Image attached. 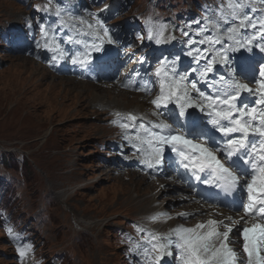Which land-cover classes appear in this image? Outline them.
Masks as SVG:
<instances>
[{
  "label": "rangeland",
  "instance_id": "1",
  "mask_svg": "<svg viewBox=\"0 0 264 264\" xmlns=\"http://www.w3.org/2000/svg\"><path fill=\"white\" fill-rule=\"evenodd\" d=\"M228 2L116 0V12L125 39L143 37L133 43L136 50L141 48L142 41L149 42L150 32L155 38L165 28L163 42L169 43L156 45L170 54L159 61L156 70L171 67L175 61L177 72L183 65V71L196 66L201 69L207 60L218 59L221 44L200 43L206 36L219 38L223 47L231 44L227 28L236 26L237 20L230 15ZM77 3L0 0V31L9 25H20L28 36L41 43L45 39L70 37L75 26L70 25V20L75 17L73 9ZM243 3L254 9L249 12L254 22L264 20V0ZM259 33L257 23L251 32L238 28L235 39H251L250 45L254 46L264 42V35ZM197 49L201 50L198 58ZM223 54L226 55L225 51ZM71 81L80 82L81 88L71 86ZM82 82L107 83L60 77L30 58L3 54L0 47V264H162L158 251L146 255L149 245L135 244V236L142 234L132 222L142 215V225H151L159 236L167 237L176 235L175 229L191 228L197 220L201 221L185 224L176 217L172 218V225H166L168 217L157 211L170 205L172 199L167 197L173 196L157 194L152 208L148 201L152 189L146 179L137 172L118 175L108 170L109 162L119 159L118 154L131 155L129 150L136 151L133 161L141 156L133 145L125 146L127 143L121 144L119 140L118 147L113 143L104 146V140L116 132L108 127L112 117L102 113L107 106L100 101L104 105L113 102L131 111L135 105L149 107L148 98L124 95L101 85L89 84L82 89ZM115 84L112 80V86ZM206 108L208 113L207 104ZM163 113L167 115L168 109ZM159 117L164 120L162 115ZM210 119L209 116L202 121L208 124ZM127 147L129 150L122 152ZM127 158L122 156L124 168L136 167L138 171L136 164L126 162ZM169 173L173 175L172 170ZM161 186L156 181L152 187L158 190ZM169 210L177 214L182 208L170 205L163 214ZM154 216L157 219L153 220ZM148 239L144 237L142 243ZM19 248L25 249L23 256ZM155 256H160L158 261Z\"/></svg>",
  "mask_w": 264,
  "mask_h": 264
},
{
  "label": "snow or ice",
  "instance_id": "2",
  "mask_svg": "<svg viewBox=\"0 0 264 264\" xmlns=\"http://www.w3.org/2000/svg\"><path fill=\"white\" fill-rule=\"evenodd\" d=\"M227 8L230 9V15L237 20L234 27H228L229 39L234 41V45L247 48L252 43L251 39L246 42L235 40L238 28L252 27L255 29L257 23L260 25V35H264V20L254 22L249 12L254 9L243 3V0H229ZM89 15H95L89 13ZM227 19V18H225ZM81 23H86L81 20ZM99 28V31L96 28ZM87 28L91 31L87 35L94 37L91 45L86 41H79L85 47H90L91 52L103 51L104 37H107L108 43H114L109 28L104 25L103 20L97 18L95 26L87 24ZM43 31V25H41ZM165 28H161L155 36V43L160 44L164 40ZM153 39L150 32L147 37ZM173 39L175 37H172ZM143 39V37H138ZM98 40L99 42H95ZM70 42L72 41L70 38ZM200 43L221 44L219 38H213L211 35L206 36ZM48 47L47 39H45V48ZM236 50L232 45L225 48L228 50ZM51 50V49H49ZM57 50L61 51L57 46ZM260 51L264 52V46L260 47ZM91 52H88L83 59L77 60L80 53L72 57V63H79L82 67H87L91 63ZM197 58L201 55V50L197 49ZM192 55V53H189ZM207 59V58H205ZM207 60L204 66L199 69L200 80L205 81L206 85L216 87V94H206L197 88V81H188V73L179 74L176 72L175 61L171 67L157 69V76L163 77L159 81V95L151 101L156 109H167L169 104L174 105L177 112L169 111V115L174 123L182 124L181 118L189 121L190 127L187 134L177 132L172 124L163 120L152 123L151 127L140 124L143 129V135L136 133V140L133 142V148L139 151L144 159L141 161L147 168L155 169L162 163L164 147L167 145L172 152L180 158V163L184 169L189 170L196 180L205 184H215L221 188L225 194H230L237 187L246 190V202L242 197L239 202L233 201L232 204L236 210H242L248 219L241 217L245 226L239 230L243 242V254L245 259L240 258V254L230 246L229 234L232 228L229 224H235L238 221L232 217H227V223L224 221L208 220L206 223L197 224L194 228H178L175 229L177 239L175 241L168 240L167 245L152 243L148 241V247L145 248V254L150 255L153 252L160 251L161 256L164 255V249L171 247L173 244L179 250L181 264H264V223H250L257 216L264 219V61H258L256 64H245L239 69L241 77L248 79L256 84L258 88L252 89L247 83H242L236 76V69H231L232 75L227 79L223 76L219 78L216 84H210L208 73L213 71V61ZM221 61L228 63L226 55H221ZM198 62V61H197ZM193 72L198 71L193 69ZM127 86V85H126ZM191 89V91H190ZM147 91L148 89H143ZM196 95L193 96L192 92ZM247 92L257 98L251 105L243 100H239L241 94ZM200 100V103L196 101ZM239 100V105L237 101ZM204 104L209 109L208 115L211 117L210 123L222 134L224 143L222 146L217 145L212 138V146L207 143H198L200 132L199 123L193 113L188 109L196 108L201 112L205 111ZM117 115H119L117 113ZM153 115H163V112H156ZM129 121H136L137 117L129 114ZM120 127L129 128L128 123H121ZM132 127H137L133 124ZM235 134V135H234ZM126 139H129L126 136ZM215 148V150H213ZM217 153L223 154V160ZM236 156L237 160H232ZM243 158V162L249 165V169H240L239 160ZM224 160L231 161V166L226 165ZM234 169H239L241 175L237 174ZM204 173V178H201ZM242 175L247 176L243 184L241 182ZM166 215V214H164ZM185 216L187 214H181ZM153 220L157 217H153ZM220 227L226 230L219 231ZM11 233V230H9ZM153 240L156 238L149 233ZM18 252L21 256L25 254L24 248H19ZM169 251L167 255H171ZM160 257H156L158 260Z\"/></svg>",
  "mask_w": 264,
  "mask_h": 264
},
{
  "label": "bare ground",
  "instance_id": "3",
  "mask_svg": "<svg viewBox=\"0 0 264 264\" xmlns=\"http://www.w3.org/2000/svg\"><path fill=\"white\" fill-rule=\"evenodd\" d=\"M264 46V45H263ZM261 47V45H260ZM244 50L246 52H249L247 50V48L244 47ZM231 49L228 50L226 52V55L228 57H233L235 55H232L230 56V53H231ZM259 55L260 56H264V52H261L260 51V48H259ZM73 82V83H71ZM71 82H68V83H71V86H74V87H77L79 88L80 87V82L78 81H71ZM242 83H246L244 81H241ZM62 83V82H61ZM106 82H100V83H87V82H82V84L85 86V87H82V89H87V85L91 84V85H101V86H106L105 84ZM66 84V83H65ZM63 85V84H62ZM72 88V87H71ZM81 88V87H80ZM112 89H117L119 91H121L122 93L127 94L126 91L124 90H120L119 87H118V84H115L114 86H112ZM110 95L112 94L111 91H107ZM103 93V92H102ZM104 94V93H103ZM216 94V93H215ZM103 98V97H102ZM101 98V99H102ZM144 98V97H143ZM147 99V98H145ZM103 101V100H102ZM245 101L246 103L249 104V101L248 100H243ZM101 103V101H100ZM106 104V103H105ZM237 104L239 105V100L237 101ZM114 105H118V104H114ZM261 106H259L260 108ZM116 108V107H115ZM119 108V107H117ZM121 109V108H120ZM124 109V108H122ZM127 112H130L131 115L133 114L132 112H136L137 115H134V116H143V114H149V113H156L158 112V110L155 108V107H152L151 105L149 107H146V105L144 104H140V105H135L134 108L129 111L127 110ZM201 114V113H200ZM129 115V114H128ZM206 117L204 116L203 118H207L209 117L208 114H205ZM155 116V117H154ZM152 118L151 117H148L146 121H143L141 124H144L146 127L149 125L151 127V124L155 122V120H162L159 116H156L154 115ZM112 117V120L114 119L113 116ZM122 119L123 122H126V123H130V122H133V121H129L127 119V117H124L122 115L118 116ZM187 118V116L185 117V119ZM204 121V119H203ZM139 123H136L135 125H137V127H132V126H129V128L125 129L126 130V136L129 138H131V141H135L136 138H133L132 136H129V133H131L132 131H138L141 135H143V129H141L139 127ZM124 129L122 130V132L124 131ZM201 131V129H200ZM235 135V134H234ZM120 141V140H119ZM125 143H128V141L126 140H123ZM121 144H123L122 141H120ZM170 147L169 146H165L164 147V152H163V155L165 156V158H171V153L172 154H176L175 152H172L169 153V150ZM142 154L140 153V156ZM136 156V155H134ZM144 159L143 156H141V158H136L134 159V162L136 163L137 165V168H138V171L137 172V175H139L141 178H144L148 181V185L151 187L152 189V196L149 198V204L150 206L153 208L155 206V203L157 202L156 200V196L157 194L159 193H162V194H168L170 196H173V197H167L169 200H171V202L169 203L171 206L172 205H176L180 208H182V211L178 212L177 214H174L173 212L171 213V211L169 213L166 214V217H168L166 219V221H168L167 223L172 225L173 221H172V218H176L178 217L179 219V223L180 222H183V223H187V222H192L194 220H201L199 222L196 221V223H194V226L192 225L191 228H194L197 224H201V223H206L208 220H216V221H224L225 223H227V220L226 218L227 217H232L233 220H236L238 221L237 223L235 224H229V227L232 228V232L229 234V242H230V246L233 247L239 254H240V258L241 259H244V254H243V249L241 248V246L238 245L239 243V239L241 236H239V230H240V227L244 225L243 221H241V219L238 217H235L233 216V212L232 211H227L226 209H224L223 207H221L219 204L216 203V200L214 202H212V204H207L206 202H202L200 196H194V190L192 187H187L186 184H183V183H178V184H173V182H175V179L173 178V175L171 173H169L168 171L166 173H161L158 175V177L155 178V174H156V171H159L160 169H163L164 167H156L155 169H149L147 168L141 161ZM170 162L172 164H179L180 163V158H175V159H170ZM148 174V176H146L145 173ZM187 173L189 175V178H192L193 175L191 174V172L189 170H187ZM179 180H183L184 178L181 177V176H178ZM157 179V181H160V184L162 185L161 188H159L158 190H155L152 186L153 184L155 183L154 180ZM146 200V199H145ZM180 200V202H179ZM182 201V202H181ZM136 203V202H135ZM183 203H185L184 205H186L185 207L183 206ZM163 204V203H162ZM161 204V205H162ZM170 205H166L164 207H162L161 209H159L157 212L159 214H163V210L167 207L170 208ZM160 208V207H158ZM147 209V208H146ZM175 210V209H174ZM181 210V209H180ZM156 211V210H155ZM153 211H150L149 213H151ZM157 213V215H158ZM187 214L186 217L185 216H182L181 214ZM153 215V214H152ZM148 217H152V216H148ZM155 217V216H154ZM245 218L248 219V216L245 214L244 215ZM170 219V220H169ZM151 220V219H150ZM257 220H260L259 218H255L254 220H251L250 223H255ZM161 221V220H160ZM172 221V222H170ZM195 222V221H194ZM149 223V222H148ZM165 225V224H164ZM233 225L235 227H233ZM157 226V225H156ZM162 226V225H161ZM245 226H250V225H245ZM164 227V226H163ZM140 228L143 230L144 233L146 234H153L156 238L158 243L159 244H163V245H167L168 243V240H173L175 241L177 239V236L176 235H171V234H167V237H163V236H159L157 232H155L152 228L150 227H147L145 225H141ZM160 228V227H159ZM164 229V228H163ZM173 230V229H172ZM226 229L224 227H220L219 228V231L223 232L225 231ZM164 255H162V257L164 258L165 261H171L167 255V252H171L172 254H179V250L175 247V245L173 244L171 247H167L165 248L164 250ZM160 252V251H159ZM161 255V253H160ZM156 257V256H155ZM160 257V256H159ZM142 258V257H141ZM148 259V258H147ZM140 260V259H139ZM161 260V259H160ZM143 261V260H142ZM156 261V260H154ZM158 261V260H157ZM166 262V263H167ZM172 264H175L173 261H171ZM180 262V261H179ZM148 263V262H147ZM181 263V262H180Z\"/></svg>",
  "mask_w": 264,
  "mask_h": 264
}]
</instances>
